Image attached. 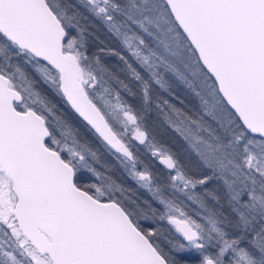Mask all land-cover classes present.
<instances>
[{"label":"snow or ice","instance_id":"snow-or-ice-1","mask_svg":"<svg viewBox=\"0 0 264 264\" xmlns=\"http://www.w3.org/2000/svg\"><path fill=\"white\" fill-rule=\"evenodd\" d=\"M0 264H264V0H0Z\"/></svg>","mask_w":264,"mask_h":264}]
</instances>
